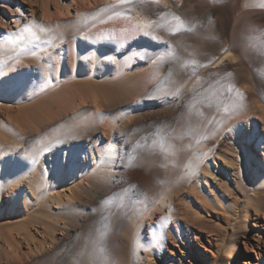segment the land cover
Masks as SVG:
<instances>
[{"label": "bare ground", "instance_id": "6f19581e", "mask_svg": "<svg viewBox=\"0 0 264 264\" xmlns=\"http://www.w3.org/2000/svg\"><path fill=\"white\" fill-rule=\"evenodd\" d=\"M0 2V203L52 212L25 229L35 252L66 264L82 213L97 261L264 264V0ZM187 21L207 36L183 62ZM34 136L48 143L25 165ZM166 145L186 150L168 161ZM47 172L59 189L41 202ZM88 190L103 208H76Z\"/></svg>", "mask_w": 264, "mask_h": 264}, {"label": "rangeland", "instance_id": "374dc122", "mask_svg": "<svg viewBox=\"0 0 264 264\" xmlns=\"http://www.w3.org/2000/svg\"><path fill=\"white\" fill-rule=\"evenodd\" d=\"M143 0H137L136 4H140ZM3 5L0 2V9H2ZM177 18L176 14H167L163 17V22H168L172 19ZM188 22V21H187ZM184 22L180 24V26H177L175 29V37L182 38L181 40H184L182 45V61L192 60L195 58L197 51L203 47L204 42L206 40V36L202 35L201 39V33L200 35H197V26L194 22L189 21L188 23ZM190 22H192L190 24ZM186 24V25H185ZM185 26V27H184ZM178 28V29H177ZM196 30V31H195ZM180 34V35H179ZM179 35V36H178ZM182 35V36H181ZM174 86V83L171 84V87ZM193 118V124H197L200 118L199 112H195L192 116ZM190 130V128H186V130ZM70 128L63 129L60 133H68ZM186 135V134H185ZM54 134H49V138H52ZM48 143V142H47ZM45 141L39 142L38 138L34 136L29 142H27V153L25 152L23 155H21L20 159L23 164L28 165L30 163H33L37 160H41L44 153L45 145L47 144ZM43 144V145H42ZM44 146V148L42 146ZM186 150V145H181L175 149H170L166 145L165 151L167 156V160H175L176 158H179L182 153ZM42 153V154H41ZM145 153V154H144ZM143 156L145 162H149L152 158H160L161 157V149H157L155 151V148H153L150 151L144 152ZM24 157V158H23ZM24 160V161H23ZM168 160V161H169ZM30 162V163H28ZM151 163H157L160 167H162L164 164L161 161V158L157 160H153ZM150 164V163H149ZM48 175L45 177L44 181H41L40 186L43 188L42 193H40L41 202L46 200V198L52 194L53 192L57 191L59 189L58 187V180L56 176L51 174V172H47ZM45 173V174H47ZM30 183L27 182L26 185H29ZM40 187V188H41ZM119 193H123V189L119 188ZM41 204V203H40ZM95 204V205H94ZM103 201L97 200L94 196H92V191H86V193L82 196L81 202L76 205V208L79 210H82L86 207H96V208H103ZM86 205V206H85ZM102 205V206H101ZM78 206V207H77ZM85 206V207H84ZM18 213V212H16ZM53 214L52 212L48 210V207H45L43 205H38L31 207L29 212H26V214H12L11 211H5V205L3 202L0 203V264H56L55 258L56 255L51 250H46L44 252H35L33 249V246L36 243L40 242V239L38 238V235L35 234L34 240H29L26 236V231L28 227L33 223L36 227H42V222H49L52 225V219ZM70 222L73 226L72 232L74 233L73 236L70 237V240L72 241V249L70 253V257L67 260L66 264H133L135 259V253L133 249H129L128 253L126 254L123 261H116L119 257L115 256L116 259H108L112 260V262L108 261L107 258H109L108 254L114 252V255H117L118 247L117 243L114 242L113 247L108 250L105 256L104 262L103 258L102 260H96L95 257V245L92 242V234L91 232L86 233L85 228L82 230V223H83V215L82 213L77 215H70ZM239 218H242V214L239 215ZM42 220V222H40ZM111 219H107L108 223H111ZM41 223V224H40ZM115 227V225H114ZM74 228V229H73ZM34 229V228H33ZM212 231V230H209ZM35 232V230L33 231ZM119 232V228L117 227L114 231V235H116ZM116 233V234H115ZM23 235V236H22ZM13 244V247L15 251L17 252L19 250L20 257L18 258V261H14L11 258V254L8 250V245ZM91 241V242H90ZM234 245L229 243V239L225 238V242L223 245L221 257L223 255H229L232 253V247ZM29 248V249H28ZM241 249L240 243L236 244L235 247V257H239V250ZM115 260V261H113ZM174 264H180L179 259L175 258ZM198 263V262H197ZM185 264H191L190 262H187ZM210 264V263H206ZM214 264H222L221 262H217Z\"/></svg>", "mask_w": 264, "mask_h": 264}]
</instances>
